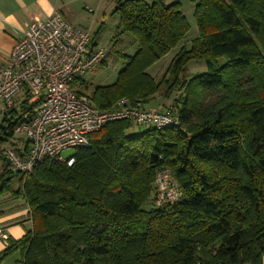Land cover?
<instances>
[{
    "label": "trees",
    "instance_id": "trees-1",
    "mask_svg": "<svg viewBox=\"0 0 264 264\" xmlns=\"http://www.w3.org/2000/svg\"><path fill=\"white\" fill-rule=\"evenodd\" d=\"M191 2L198 35L185 47L189 25L178 2L116 0L120 34L132 36L136 50L117 52L125 64L114 83L85 94L81 81L75 90L100 111L122 98L156 110V96L179 91L166 108L178 126L109 122L73 149L71 166L46 160L27 177L10 171L0 151V197L24 201L31 221L20 239L8 238L0 264L15 252L20 264H262L264 0ZM177 48L156 81L148 69ZM190 61L206 71L189 75ZM27 99L5 110L0 145L30 110ZM163 169L182 195L155 208Z\"/></svg>",
    "mask_w": 264,
    "mask_h": 264
},
{
    "label": "built area",
    "instance_id": "built-area-1",
    "mask_svg": "<svg viewBox=\"0 0 264 264\" xmlns=\"http://www.w3.org/2000/svg\"><path fill=\"white\" fill-rule=\"evenodd\" d=\"M106 55L107 50L98 47L88 31L73 27L59 11L30 21L8 62L0 66L2 109L13 108L26 94V107L30 108L20 113L13 128V136H24L26 146L0 148L10 171L27 176L46 160L71 166L73 158L62 157V152L88 146L89 135L112 121L127 120L156 130L178 126L177 114L169 109L131 107L122 98L111 109L100 111L87 96L76 93L77 83L95 65L102 64ZM181 195L169 170L156 174L155 208L174 204ZM0 238L5 239L2 232Z\"/></svg>",
    "mask_w": 264,
    "mask_h": 264
},
{
    "label": "rangeland",
    "instance_id": "rangeland-1",
    "mask_svg": "<svg viewBox=\"0 0 264 264\" xmlns=\"http://www.w3.org/2000/svg\"><path fill=\"white\" fill-rule=\"evenodd\" d=\"M58 1V10L61 11L65 20L73 27L88 31L93 38H96L97 46L105 48L107 55L104 59V64L95 65L81 78L82 82L88 85V89L83 92L90 94L91 90L97 86H107L115 82L118 72L124 67V57L120 56L121 52L126 55L134 54L136 45L133 44L132 36L127 34H120L118 27L119 15L114 14L115 4L113 0H56ZM149 3V0H144ZM166 4L178 2L181 6L186 21L189 25V32L184 38L183 45L189 47L190 42L197 37V27L194 17V4L191 0H164ZM179 48L172 51L167 56L156 62L148 73L158 81L164 74L169 62L178 51ZM187 71L189 75L201 74L206 71V67L202 61H190L187 64ZM77 83V87H78ZM180 92L173 93L169 100H163L161 97H155L151 102L156 110H164L170 108L173 101H175ZM23 97H19L16 102H21ZM19 106V105H18ZM17 106V107H18ZM16 105L14 108H17ZM0 115V122L2 121ZM139 129H144L140 127ZM24 138V139H22ZM12 139H21L25 141V137L13 136ZM11 139L8 142L0 145V148H7L11 146ZM73 153V149H67L62 152V157H69ZM3 169V164L0 162V173ZM18 178L13 181V188L16 189L18 185ZM7 196L8 199H14L11 195ZM0 197V198H1ZM16 200V199H15ZM19 258L18 253H14L9 257V260L14 261Z\"/></svg>",
    "mask_w": 264,
    "mask_h": 264
},
{
    "label": "crops",
    "instance_id": "crops-1",
    "mask_svg": "<svg viewBox=\"0 0 264 264\" xmlns=\"http://www.w3.org/2000/svg\"><path fill=\"white\" fill-rule=\"evenodd\" d=\"M112 2L115 4L116 0ZM57 6L58 1L56 0H0V66L8 62L13 46L23 35L30 21L34 18H45L52 12L59 11ZM93 42L97 45L95 37ZM76 89H79V86ZM19 104L20 102H17L16 107ZM18 107L17 110H19ZM152 109L154 108L152 107ZM4 112L5 110L0 106L2 117ZM11 140V145L18 149L26 146L25 141L21 139L13 140L11 138ZM29 230H31L29 209L24 201L8 199L7 196L1 197L0 232H2L5 239L0 238V252L7 246L8 238L18 240ZM19 260L20 255L14 261L9 260L8 257L1 264H20ZM262 264H264V257L262 258Z\"/></svg>",
    "mask_w": 264,
    "mask_h": 264
},
{
    "label": "bare ground",
    "instance_id": "bare-ground-1",
    "mask_svg": "<svg viewBox=\"0 0 264 264\" xmlns=\"http://www.w3.org/2000/svg\"><path fill=\"white\" fill-rule=\"evenodd\" d=\"M22 139H24V138H22ZM24 141V140H23ZM26 143V142H25ZM8 166V165H7ZM6 167V166H5ZM13 174H15V173H13ZM25 177H27V176H25ZM18 262V261H17Z\"/></svg>",
    "mask_w": 264,
    "mask_h": 264
}]
</instances>
